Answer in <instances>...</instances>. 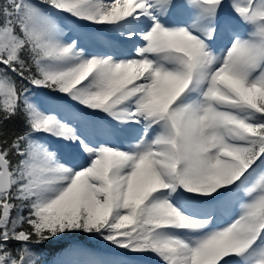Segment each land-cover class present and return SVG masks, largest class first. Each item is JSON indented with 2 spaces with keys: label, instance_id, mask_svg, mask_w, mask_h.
<instances>
[{
  "label": "snow or ice",
  "instance_id": "snow-or-ice-1",
  "mask_svg": "<svg viewBox=\"0 0 264 264\" xmlns=\"http://www.w3.org/2000/svg\"><path fill=\"white\" fill-rule=\"evenodd\" d=\"M0 264H264V0H0Z\"/></svg>",
  "mask_w": 264,
  "mask_h": 264
},
{
  "label": "trees",
  "instance_id": "trees-1",
  "mask_svg": "<svg viewBox=\"0 0 264 264\" xmlns=\"http://www.w3.org/2000/svg\"><path fill=\"white\" fill-rule=\"evenodd\" d=\"M53 257L52 256H49V259H52Z\"/></svg>",
  "mask_w": 264,
  "mask_h": 264
}]
</instances>
